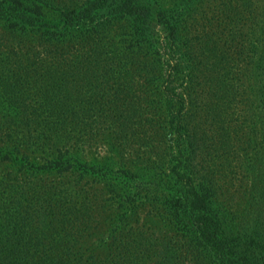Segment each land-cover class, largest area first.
<instances>
[{"label": "trees", "instance_id": "trees-1", "mask_svg": "<svg viewBox=\"0 0 264 264\" xmlns=\"http://www.w3.org/2000/svg\"><path fill=\"white\" fill-rule=\"evenodd\" d=\"M0 264H264V0H0Z\"/></svg>", "mask_w": 264, "mask_h": 264}, {"label": "rangeland", "instance_id": "rangeland-1", "mask_svg": "<svg viewBox=\"0 0 264 264\" xmlns=\"http://www.w3.org/2000/svg\"><path fill=\"white\" fill-rule=\"evenodd\" d=\"M241 147H244V146H240L239 143H235V148H236V150H237L240 154L243 153V151L240 149ZM233 152H234V151H233ZM233 155H237V153L232 154V155L230 156V158H232ZM236 164H237V163H236V159H233V160H232V166L235 167Z\"/></svg>", "mask_w": 264, "mask_h": 264}]
</instances>
